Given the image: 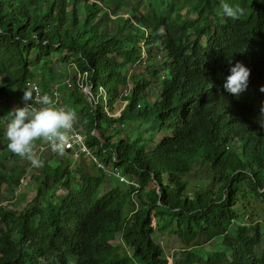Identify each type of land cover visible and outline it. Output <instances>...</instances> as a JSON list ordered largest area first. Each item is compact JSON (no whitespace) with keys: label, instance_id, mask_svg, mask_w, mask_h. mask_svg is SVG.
Here are the masks:
<instances>
[{"label":"trees","instance_id":"1","mask_svg":"<svg viewBox=\"0 0 264 264\" xmlns=\"http://www.w3.org/2000/svg\"><path fill=\"white\" fill-rule=\"evenodd\" d=\"M237 61L251 70L238 97L223 87ZM55 65L73 85L57 106L105 169H74L42 141L36 168L7 147L10 101L29 83L56 101ZM262 85L264 0H0V205L40 173L28 207L0 208V264H171L157 231L187 244L173 264H264Z\"/></svg>","mask_w":264,"mask_h":264},{"label":"clouds","instance_id":"2","mask_svg":"<svg viewBox=\"0 0 264 264\" xmlns=\"http://www.w3.org/2000/svg\"><path fill=\"white\" fill-rule=\"evenodd\" d=\"M221 8L224 15L233 20L245 15V8L240 4L222 2ZM250 74L251 70L237 61L230 68L224 89L233 96H240L247 90ZM260 91L264 92V85ZM22 99L24 106L16 107L8 113L9 122L5 132L7 147L14 154L26 158L33 167L40 168L44 161L38 154L35 142L42 141L51 151L62 155L69 143L75 140L74 123L78 114L74 110L57 106L52 96L48 93L41 95L36 88L25 89ZM261 117H264V105L261 106ZM21 180L24 181V178ZM9 203L14 202L9 200L6 205L4 202L2 204L9 207Z\"/></svg>","mask_w":264,"mask_h":264},{"label":"rangeland","instance_id":"3","mask_svg":"<svg viewBox=\"0 0 264 264\" xmlns=\"http://www.w3.org/2000/svg\"><path fill=\"white\" fill-rule=\"evenodd\" d=\"M44 73L46 76V77H44V78H46V84L50 90L52 88H58L59 89V86H62L61 90H63L65 88L68 80H69V76L67 77L66 75H64L65 74L64 72L59 73V69L56 65L49 67L48 69H46L44 71ZM75 77H76V73L73 74L72 78H75ZM36 82L38 83V80H36ZM70 82L72 83V81H70ZM88 89L90 90L91 88L86 87L84 89L85 92H87ZM61 90L59 89L60 93H61ZM21 100L22 99L15 97L14 100L12 99L10 101L9 107L12 109L18 107ZM67 103H69V98L66 95V104ZM71 104H73V103H71ZM74 126L80 132H82V133L84 132L83 126H81V125L79 126L78 122L75 121ZM52 153H55V152H53L51 150L47 151L48 156H51ZM66 158H69L71 160L72 167L74 169H79V164L81 163V166H83V168L85 169V172L93 173L94 171H96V170H94V164L91 161L87 160L86 158H83V159L77 161V160H74L70 154L67 157H65V159ZM39 176H40V173L35 169L29 170L27 172V174L25 175L22 187L20 188V193H19L18 200L16 201V206L12 207V204L9 203L10 209H16L17 212H21V210H23L24 208L29 206V204L32 202V200L36 197L37 190H38ZM194 184H196L195 178L191 180V185H190L191 190L195 187ZM8 202H9V200H6L4 202V204L6 205ZM253 206H255V208L257 209V213L259 215L258 220H260L262 222V227L264 229V226H263L264 225V201H262V199H256L255 198V203ZM153 224L155 225V218H154ZM239 225L252 227V225L249 224V220H248V216H247V218L242 219L241 221L237 222L233 226L232 232H231V234L233 236L236 234L237 226H239ZM154 237H155L156 241L164 247L165 256L169 258V262L171 264H173L176 259H181L182 252L186 248H188L187 244L179 236H170L168 233H164L163 235H160V233L157 231L156 234L154 235ZM198 240L201 243L204 242L203 238H199ZM220 243H221V238H217L214 241V245L212 248L204 245V249L205 250L214 249L216 247V245H218ZM111 244L114 245L115 242L109 243V245H111ZM116 244H117V242H116ZM189 245H191V244H189Z\"/></svg>","mask_w":264,"mask_h":264},{"label":"built area","instance_id":"4","mask_svg":"<svg viewBox=\"0 0 264 264\" xmlns=\"http://www.w3.org/2000/svg\"><path fill=\"white\" fill-rule=\"evenodd\" d=\"M68 83H69L70 88H72V86H73L72 83L70 81ZM29 84L31 85V88L39 89V87L35 83H29ZM39 93H40V90H39ZM86 93L89 95L90 90L88 89ZM52 94H53V96H55L56 101H58L60 99L61 94L59 92V89L53 90ZM34 96H35V93H34ZM90 100H91V98H90ZM74 137H75L74 142L69 143V145L65 148L64 153H70L72 155V157L74 158V160H81L83 158H86L87 160L98 165L102 169H105V166L103 165V163L93 153V150L87 145L86 137L82 134V132L77 130L75 128V126H74ZM41 149H43L42 152L51 150L45 144H43L41 146ZM115 175H116V177L120 178L121 181H126V179L121 175L120 172L115 171ZM22 183H23V181L21 180V184ZM1 207H5V205L2 204V205H0V208ZM0 221H1V218H0Z\"/></svg>","mask_w":264,"mask_h":264}]
</instances>
